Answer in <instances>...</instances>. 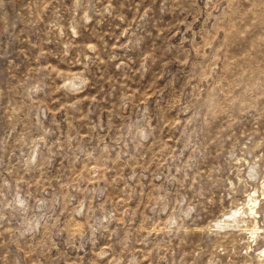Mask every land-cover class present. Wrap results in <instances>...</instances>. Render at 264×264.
Instances as JSON below:
<instances>
[{"label":"rangeland","instance_id":"rangeland-1","mask_svg":"<svg viewBox=\"0 0 264 264\" xmlns=\"http://www.w3.org/2000/svg\"><path fill=\"white\" fill-rule=\"evenodd\" d=\"M54 258L264 264V0H0V264Z\"/></svg>","mask_w":264,"mask_h":264},{"label":"clouds","instance_id":"clouds-1","mask_svg":"<svg viewBox=\"0 0 264 264\" xmlns=\"http://www.w3.org/2000/svg\"><path fill=\"white\" fill-rule=\"evenodd\" d=\"M85 82H86V81H85ZM148 134H149L148 132H145V133L143 134V137H142V138L146 139ZM88 239H91V240H92V243L95 244V239H94V237H88ZM85 242H86V241L82 238V239H81V244H80V246L83 247V245H84ZM54 261H55V264H59V261H58V260H55V258H54ZM46 264H47V262H46Z\"/></svg>","mask_w":264,"mask_h":264}]
</instances>
